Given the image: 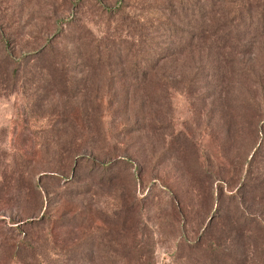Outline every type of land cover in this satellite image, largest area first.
<instances>
[{"label": "rangeland", "instance_id": "374dc122", "mask_svg": "<svg viewBox=\"0 0 264 264\" xmlns=\"http://www.w3.org/2000/svg\"><path fill=\"white\" fill-rule=\"evenodd\" d=\"M0 264H264V0H0Z\"/></svg>", "mask_w": 264, "mask_h": 264}]
</instances>
